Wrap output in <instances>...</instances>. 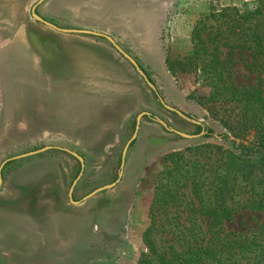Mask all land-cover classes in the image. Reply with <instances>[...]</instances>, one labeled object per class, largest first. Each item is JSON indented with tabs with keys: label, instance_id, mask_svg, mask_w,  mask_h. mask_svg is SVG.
<instances>
[{
	"label": "rangeland",
	"instance_id": "obj_1",
	"mask_svg": "<svg viewBox=\"0 0 264 264\" xmlns=\"http://www.w3.org/2000/svg\"><path fill=\"white\" fill-rule=\"evenodd\" d=\"M35 1L28 0L26 7ZM94 1L80 0V4ZM98 1L101 5L108 2ZM125 1L118 2L128 5ZM132 1L133 6L158 13L154 25L160 40L150 19L144 17L130 31L118 30L127 33L121 48L132 53L166 104L205 123L213 134L225 133L233 139L232 131L221 122L231 105L211 99L210 87L191 63V33L211 9L241 8L254 0ZM17 2L14 12L13 0H0V165L10 157L58 146L83 157L84 170L72 194L74 201L81 202L73 204L68 192L80 165L71 155L47 150L5 164L0 187V264H138L147 251L143 233L150 225L154 188L166 155L181 152L200 167L214 170L228 163L239 166L238 151L221 138L184 139L143 118L127 151L120 182L82 201L94 189L116 179L138 113L149 111L187 134H195V125L163 109L140 75L108 43L81 39H97L91 35H59L43 28L32 22L22 6L24 1ZM66 14L58 20L73 22ZM84 20L104 24L93 18ZM25 24L29 28L24 29ZM226 53L222 49L223 60ZM167 58L173 63L172 70L166 65ZM250 60L249 53L236 51L230 79L238 87L253 88L260 78L264 88V58L260 75L249 71ZM134 85L141 90L142 105L135 106L126 123L108 128L105 108L126 105L127 95H135ZM73 111L79 112L78 118L73 119ZM252 139L249 135L248 140ZM251 159L256 162L255 156ZM191 191V187L183 190L181 205L187 200L194 203ZM182 207L177 216L172 211L163 214L166 221L169 216L178 221L175 232L152 233L160 251L169 245L178 248L192 238L201 243L209 240L208 218L189 210L179 212ZM261 224L263 213L246 210L224 222L221 229L223 233H244Z\"/></svg>",
	"mask_w": 264,
	"mask_h": 264
},
{
	"label": "trees",
	"instance_id": "obj_2",
	"mask_svg": "<svg viewBox=\"0 0 264 264\" xmlns=\"http://www.w3.org/2000/svg\"><path fill=\"white\" fill-rule=\"evenodd\" d=\"M191 43V63L210 87L211 99L231 105L221 122L232 131L233 139L225 133L219 136L238 151L239 166L228 163L209 170L181 152L167 154L165 168L154 188L150 225L143 233L147 251L138 264H264V224L244 233H223L221 229L240 211L264 214V88L260 78L256 87H238L231 81L229 71L234 53L239 51L249 53V71L262 73L264 0L245 3L241 8L211 9L193 26ZM222 49L227 51L226 60L221 58ZM166 65L172 70L173 63L168 58ZM200 131L195 126V134ZM249 135L252 140H248ZM253 156L256 162L252 161ZM188 187L195 201L187 200L181 205L183 190ZM180 207L179 212L189 210L208 218L209 240L201 243L192 238L178 248L169 245L160 251L152 233L175 232L178 221L171 216L166 221L163 214L172 211L177 216Z\"/></svg>",
	"mask_w": 264,
	"mask_h": 264
},
{
	"label": "crops",
	"instance_id": "obj_3",
	"mask_svg": "<svg viewBox=\"0 0 264 264\" xmlns=\"http://www.w3.org/2000/svg\"><path fill=\"white\" fill-rule=\"evenodd\" d=\"M118 1L119 0H108V2L106 1L103 5L96 4V2H93V3L89 2V4L81 5L79 2V5L77 8L72 7V8H69L67 10L63 9V11L70 12V14L73 16V20L74 21L78 20L77 22L80 24H87L89 22L87 24V26L85 28H83V30H89V31H94V32L106 34L107 36L111 37L119 46L121 45V41H122V39H124L126 32H123L121 34L118 32V30L127 29L130 31L131 28L134 26V24L137 23V21L144 19V17H147L148 19H150V27L155 28L154 24H156V22H154V18L158 20V13H156L152 10L148 11V9H145V6H142V5L141 6H138V5L133 6L134 2L132 0L125 1L124 3H126L128 5H122V6H120V2H118ZM82 18H84V19L93 18L97 22H99V23L103 22L104 24L94 25L96 23L92 24L90 22L91 20H88V22H87L86 20H84ZM124 31H126V30H124ZM155 31H156V38L159 41L160 37H159L158 27L155 28ZM56 32L59 35H62V34L74 35V34H76V33H61L58 31H56ZM94 37H95V39L97 38L98 40L102 39L100 37H96V36H94ZM81 39L88 40V41L93 40L94 43H99L100 45H106V46L108 43V45H110V47L114 48L111 45V43L106 39H102L106 44H104L100 41H97V39L96 40L91 39V38H81ZM159 45L160 44L158 43V46ZM114 50H116V49L114 48ZM130 56L133 57L132 53ZM130 66H132V65L130 64ZM132 68H133V66H132ZM134 71L136 72L135 69H134ZM133 91H134L135 95H129V94L127 95L128 100L127 99L125 100L126 105L125 104L124 105H107V108H105L104 113L107 117V127L108 128L121 126L124 123H126L128 117H129V113L132 112V110L135 108L136 105H139L142 102V97L140 96L142 93H141V90L140 91L138 90L137 85H134ZM140 105H142V104H140ZM71 115L73 116V119L75 117L78 118L79 112L73 111L71 113ZM96 119L99 120V115H97ZM97 122L101 123L99 121H97ZM73 124L74 123H72V125ZM109 133H111V132H108V134Z\"/></svg>",
	"mask_w": 264,
	"mask_h": 264
},
{
	"label": "water",
	"instance_id": "obj_4",
	"mask_svg": "<svg viewBox=\"0 0 264 264\" xmlns=\"http://www.w3.org/2000/svg\"><path fill=\"white\" fill-rule=\"evenodd\" d=\"M44 0H39L33 7L31 10V14L34 20L39 21L41 23H43L44 25H46L47 27L61 32V33H76V34H86V35H91V36H96V37H102L105 38L106 40H108L111 45L118 51V53L120 55H122L132 66L133 68L136 70V72L140 75V77L143 79V81L145 82V84L147 85V87L150 89L154 99L156 100V102L165 110L170 111L171 113H174L175 115L179 116L180 118H182L183 120L195 125V126H199L201 128V131L198 134H187V133H183L180 132L176 129H174L173 127H171L170 125H168L165 121H163L160 117L156 116L155 114L149 112V111H142L140 113L137 114V116L135 117V124H134V130L132 135L130 136V138L127 140V142L125 143L122 153H121V157H120V163H119V168L117 170V176L116 179L107 185L98 187L96 189H94L93 191H91L89 194H87L85 197L82 198V201H85L87 199H90L92 197H94L95 195L110 190L113 187H115L121 180L122 175H123V171H124V165H125V158H126V154L127 151L129 149V147L131 146V144L136 140L138 133H139V129H140V124H141V120L143 118H147L148 120L152 121L153 123L158 124L159 126H161L166 132L177 135L181 138L184 139H196V138H200V137H204L206 135H210L212 137H215L217 139H220V136L213 134V133H209V127L200 121H197L191 117H188L186 114H184L183 112H181L180 110L166 104V102L164 101L163 97L160 95L158 89L156 88V86L153 84V82L151 81V79L148 77V75L140 68V66L138 65V63L135 61V59L133 57H131L128 53H126L111 37L107 36L106 34L103 33H98V32H94V31H89V30H75V29H62L57 27L56 25L49 23L45 20H43L39 15H37V13L35 12L36 7L38 4L42 3ZM47 150H58V151H62L65 152L69 155H71L72 157H74L80 165V170L79 173L77 174V176L75 177V179L72 181L70 188H69V192H68V197L70 199V202L73 204H79L81 201H74L72 199V194L73 191L75 189V186L77 184V182L79 181V179L81 178L82 174H83V170H84V159L83 157H81L78 153L71 151L67 148L64 147H58V146H44L40 149L34 150V151H30L27 153H23L14 157H10L6 160H4L1 165H0V187L2 185L3 182V176H2V170L5 166L6 163L10 162V161H14V160H18L21 158H26V157H30V156H34L40 153H43Z\"/></svg>",
	"mask_w": 264,
	"mask_h": 264
},
{
	"label": "flooded vegetation",
	"instance_id": "obj_5",
	"mask_svg": "<svg viewBox=\"0 0 264 264\" xmlns=\"http://www.w3.org/2000/svg\"><path fill=\"white\" fill-rule=\"evenodd\" d=\"M24 3L22 4V6H25V10H26V2H28V0H23ZM39 0H36L32 5H30L27 8V12L30 16V19H32V22H34L35 24H38L40 26H42L43 28L46 29H50L51 28L47 27L46 25H44L43 23L36 21L33 19L32 14H31V10L32 7L38 2ZM97 4H99L98 0H95ZM94 1V2H95ZM80 0H44L42 3L38 4L36 7L35 12L37 13V15H39L43 20L52 23L54 25H56L59 28L62 29H75V30H83V28H85L87 26V24H80V23H76V22H61L58 19L62 17V15L64 13H67L66 15H69L70 19H73V16L70 14V12H66L63 11L67 10L69 8L72 7H78ZM17 0H13V4L11 5L14 9V12L16 11V8L18 9V4H17ZM81 3V2H80ZM93 3V2H90ZM24 29L29 28V25L27 26L26 24L24 26H22ZM102 38V37H100ZM105 39V38H102Z\"/></svg>",
	"mask_w": 264,
	"mask_h": 264
}]
</instances>
